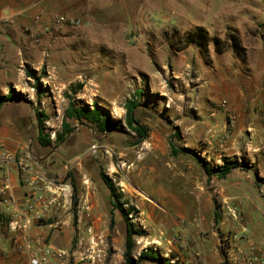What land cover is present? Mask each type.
<instances>
[{"label": "rangeland", "instance_id": "374dc122", "mask_svg": "<svg viewBox=\"0 0 264 264\" xmlns=\"http://www.w3.org/2000/svg\"><path fill=\"white\" fill-rule=\"evenodd\" d=\"M60 14L81 23H60ZM21 20L0 17V70L13 59L11 88L23 93L0 108V141H13L12 132L20 141L0 144V250L24 252L10 208L25 200L15 191L27 194L35 171L47 200L56 199L38 223L43 242L63 253L51 264H126V221L104 173L142 233L136 259L153 247L171 264H223V252L229 264H249L251 244L264 245L253 232L264 223V0H93L75 14ZM201 33L206 45L192 40ZM71 99L101 105L121 128L68 119L75 129L56 144ZM130 100L148 130L141 142L126 121ZM40 111L49 147L38 142ZM226 160L243 165L224 177L205 171Z\"/></svg>", "mask_w": 264, "mask_h": 264}, {"label": "trees", "instance_id": "16d2710c", "mask_svg": "<svg viewBox=\"0 0 264 264\" xmlns=\"http://www.w3.org/2000/svg\"><path fill=\"white\" fill-rule=\"evenodd\" d=\"M229 38L234 47L239 46V39L238 37L233 34L229 33ZM193 41L206 45L208 43V38L205 33L199 34L198 37H193ZM216 50L218 52L221 51V47L219 46V40L214 39ZM82 86V85H80ZM142 92L139 91V94ZM23 96V93L20 91L11 88L10 92L7 95L0 94V108L2 107L3 103L6 101L16 100ZM137 102L130 100L126 103V121L129 126L133 128L139 135V141L141 142L146 139L147 137V127H145L141 122L136 118L134 109L137 106ZM42 116H46L43 111L38 113V142L45 147H49L52 145L53 141L51 139L50 134L45 133L44 128V119ZM68 119H75L79 122H89L96 127V129L100 132H106L108 130H119L121 127L117 124V121L109 115L105 114L103 111V107L101 105L96 104L94 107H83L77 105L74 100H70L69 105L65 109V115L63 119V129L62 132L57 134L55 143L64 142L69 133L73 132L75 126L68 120ZM185 152H191L195 154V151L191 148H183ZM243 164L240 163L238 160H226L225 164L218 170H214L212 167L205 165V171L211 175L216 173L217 175L224 177L226 176L232 168L242 166ZM102 179L104 180L105 184L110 190V194L113 199V206L119 208L123 212V217L126 221V243H125V252L124 257L126 264H138L141 261H153L158 264H171L162 254H160L156 249L153 247H149L143 249L138 258L136 259L133 254L134 246H135V235L142 234L139 231H136L135 225L129 219V213L125 211L124 204L121 202L122 194L118 192L117 187L113 180L108 177L106 174L101 173ZM220 222V217L216 216V224ZM114 223V219H112L111 225ZM223 264H229L228 257L226 252H223Z\"/></svg>", "mask_w": 264, "mask_h": 264}, {"label": "crops", "instance_id": "0c3cea01", "mask_svg": "<svg viewBox=\"0 0 264 264\" xmlns=\"http://www.w3.org/2000/svg\"><path fill=\"white\" fill-rule=\"evenodd\" d=\"M93 4V0H0V17H17L22 19V22H26L28 18H30L33 14L39 11H59V12H68L75 14L77 11H79L81 8H89ZM95 4V2H94ZM14 29V28H13ZM11 30V29H10ZM9 30V31H10ZM12 31V30H11ZM10 31V32H11ZM19 31V30H17ZM8 32V33H10ZM20 34V32H19ZM9 35V34H8ZM7 40L10 41L9 36L6 37ZM5 60L7 62H4L6 65V68L0 70V94L6 95L9 93L10 88L15 85L16 79H15V64L14 60L10 59V57H6ZM3 63V64H4ZM16 103L14 100L6 101L2 105V109L4 110L7 107H10L11 105H15ZM6 124H15L16 123V114L8 113L7 115H4ZM11 126H8V129H10ZM9 135V134H8ZM13 141H0V144H4L6 146L8 145H16L20 143V141H14V132L10 133ZM15 195L19 201H22L24 196L26 197V192L24 189H16ZM79 219H81V212L79 214ZM262 231L259 230V232H256L254 229V240H260L259 242L263 241L264 244V223L261 225ZM43 235V227L37 228L36 234ZM246 250L249 249V244L244 245ZM260 251V254L258 253ZM253 253L259 257L260 259H264V245L259 249H256L253 251ZM248 254H251V252H248ZM242 263V262H241ZM0 264H31L27 253L25 252H18L14 250L13 248H10L8 251L4 252L0 250Z\"/></svg>", "mask_w": 264, "mask_h": 264}, {"label": "built area", "instance_id": "2783aa9c", "mask_svg": "<svg viewBox=\"0 0 264 264\" xmlns=\"http://www.w3.org/2000/svg\"><path fill=\"white\" fill-rule=\"evenodd\" d=\"M57 21L71 26H78L81 20L67 14L56 15ZM226 102V101H224ZM30 183L32 189L26 194L23 202L12 199L11 212L17 218L11 222V229L14 232L15 241L21 242L24 252L27 253L31 264H51L55 258H63V253L57 251L52 245L43 242V235L36 234L38 223L43 219V213L49 209V206L55 198L47 200L43 192L44 176L42 173L32 171ZM90 209V206H88ZM92 227H89V231ZM257 246L251 244V251H255ZM252 254V252H251ZM248 255L249 264H264V259H260L255 254Z\"/></svg>", "mask_w": 264, "mask_h": 264}]
</instances>
